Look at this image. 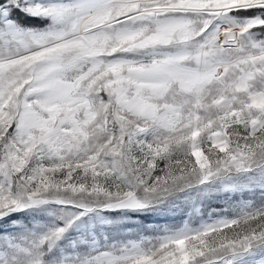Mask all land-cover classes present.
Wrapping results in <instances>:
<instances>
[{
  "label": "snow or ice",
  "instance_id": "snow-or-ice-1",
  "mask_svg": "<svg viewBox=\"0 0 264 264\" xmlns=\"http://www.w3.org/2000/svg\"><path fill=\"white\" fill-rule=\"evenodd\" d=\"M0 264H264V0H0Z\"/></svg>",
  "mask_w": 264,
  "mask_h": 264
}]
</instances>
